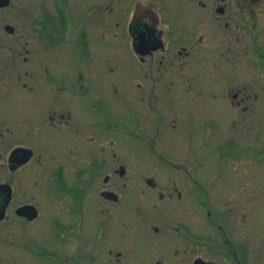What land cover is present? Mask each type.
<instances>
[{"label":"flooded vegetation","instance_id":"1","mask_svg":"<svg viewBox=\"0 0 264 264\" xmlns=\"http://www.w3.org/2000/svg\"><path fill=\"white\" fill-rule=\"evenodd\" d=\"M0 18V264H255L264 0H0Z\"/></svg>","mask_w":264,"mask_h":264},{"label":"rangeland","instance_id":"2","mask_svg":"<svg viewBox=\"0 0 264 264\" xmlns=\"http://www.w3.org/2000/svg\"><path fill=\"white\" fill-rule=\"evenodd\" d=\"M7 20H15V19H12V18H10V17H5ZM0 20H2L1 18H0ZM221 69H222V71H221ZM243 69H245V67H243ZM216 72H219V73H226V75H227V79H229L230 80V83H228L227 84V89H235V86H234V84L233 83H231V77L232 76H234V74H235V70H234V67H229V66H226V69H223V67H216ZM235 84H236V82H235ZM228 104V103H227ZM229 105V104H228ZM228 115H230V114H228ZM261 137H264V133H263V135H261ZM163 147V146H162ZM147 148V150L148 149H152V152H156V150L158 149L159 150V148H160V146H155V145H150V146H147L146 147ZM163 149H164V153H166V154H169V153H172L173 151L171 150L172 149V146L171 147H167V148H164L163 147ZM131 152L133 153V154H139V153H141V152H139L138 150H137V148L135 147V146H131ZM149 152V151H148ZM259 153L261 154L262 153V151L260 150L259 151ZM262 172V171H261ZM259 196L260 197H262L263 196V194H259ZM259 197V198H260ZM263 198V199H262ZM262 198H260V201L259 202H264V197H262ZM260 225V224H259ZM264 232V231H263ZM133 233V232H132ZM261 233H262V231H260L259 230V232H258V239L260 240L261 239ZM257 250L259 251V253L258 254H256L255 255V257H253V259H254V261H255V264H264V253H263V251H261L260 252V250H261V248L259 247V248H257ZM174 259V258H173ZM177 259H179V261H180V258H177ZM176 259V260H177ZM213 260H215V262H216V264H222V258H218V257H216V258H212ZM175 260V259H174Z\"/></svg>","mask_w":264,"mask_h":264}]
</instances>
